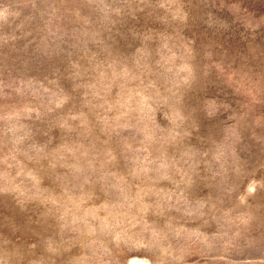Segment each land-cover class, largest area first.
Segmentation results:
<instances>
[{
    "label": "rangeland",
    "instance_id": "1",
    "mask_svg": "<svg viewBox=\"0 0 264 264\" xmlns=\"http://www.w3.org/2000/svg\"><path fill=\"white\" fill-rule=\"evenodd\" d=\"M264 264V0H0V264Z\"/></svg>",
    "mask_w": 264,
    "mask_h": 264
},
{
    "label": "bare ground",
    "instance_id": "2",
    "mask_svg": "<svg viewBox=\"0 0 264 264\" xmlns=\"http://www.w3.org/2000/svg\"><path fill=\"white\" fill-rule=\"evenodd\" d=\"M139 264H143V263H139Z\"/></svg>",
    "mask_w": 264,
    "mask_h": 264
}]
</instances>
